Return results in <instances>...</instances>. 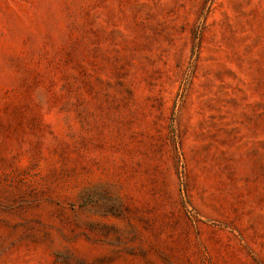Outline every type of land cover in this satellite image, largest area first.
I'll list each match as a JSON object with an SVG mask.
<instances>
[{
  "label": "rangeland",
  "instance_id": "obj_1",
  "mask_svg": "<svg viewBox=\"0 0 264 264\" xmlns=\"http://www.w3.org/2000/svg\"><path fill=\"white\" fill-rule=\"evenodd\" d=\"M0 264H264V0H0Z\"/></svg>",
  "mask_w": 264,
  "mask_h": 264
}]
</instances>
